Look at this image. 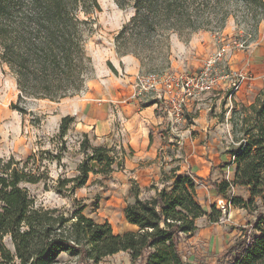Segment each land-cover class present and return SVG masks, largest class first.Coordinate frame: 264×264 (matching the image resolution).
Here are the masks:
<instances>
[{
	"label": "trees",
	"instance_id": "obj_1",
	"mask_svg": "<svg viewBox=\"0 0 264 264\" xmlns=\"http://www.w3.org/2000/svg\"><path fill=\"white\" fill-rule=\"evenodd\" d=\"M115 2L120 8L135 9L115 38L116 50L119 55H134L142 66L166 62L165 42L171 33L222 31L233 16L236 25L247 28L249 44L264 21V0ZM98 10V0H0V63L15 77L19 101L58 103L86 89L92 64L86 43L95 27L92 14ZM233 105L226 154L235 168L234 179L214 186L219 195L231 187L245 189L249 198L233 197L230 205L247 211L252 219L218 262L264 264V89L250 105L235 101ZM13 109L28 113L18 105ZM73 122L69 116L62 120V137ZM81 150L78 174L60 177L55 187L57 194L73 200L69 209L39 206L26 185H39L42 177L19 170L12 159L0 158V264H68L60 261L62 254L82 264H99L119 253H127L138 264H189L180 246L196 234L198 220L207 216L218 223L222 218L216 206L207 213L199 203L201 179L188 172L178 174L179 166L170 174L162 172V187H151L152 198L137 197L125 207L133 230L116 235L108 222L99 224L87 217L86 207L73 195L88 183L90 174L110 177L125 170L127 154L123 148L118 152L92 146L86 134Z\"/></svg>",
	"mask_w": 264,
	"mask_h": 264
},
{
	"label": "rangeland",
	"instance_id": "obj_2",
	"mask_svg": "<svg viewBox=\"0 0 264 264\" xmlns=\"http://www.w3.org/2000/svg\"><path fill=\"white\" fill-rule=\"evenodd\" d=\"M98 3L100 10L92 14L95 20L94 31L86 43V52L92 61L91 72L86 89L79 95L65 98L58 103L48 100L19 101L16 79L0 63V158L6 162L12 159L18 162L19 170L33 171L42 177L39 185H26L39 206L69 209L74 204L73 200L57 194L55 187L60 177L72 178L78 174L79 164L84 158L81 143L85 134L92 146L115 148L118 152L123 148L127 154L126 159L134 157V149L128 144L124 131L125 122L120 113V104L107 103L110 104L109 112L113 115L110 134L96 137L91 125V128L85 130L83 119L91 104L90 92L97 88L98 83H102L108 74L115 75L118 82L125 75H133V92L120 101L146 106L156 98L151 95H138L134 85L139 75L182 70L200 72L208 58L223 46L229 45L222 66L226 74L239 77V89L229 91L226 85L224 90L206 94L192 122L180 124L173 130L169 126L164 105L160 104L162 110L158 111V116L164 120L162 130H150L149 134L151 142L157 140L158 144L161 143L157 151L161 158L160 171L164 169L162 172L170 174L171 169L179 166L178 174L188 172L199 177V203L207 213L211 212L213 206L222 213L218 223H211L207 216L199 220L196 234L185 241L182 247L186 259L194 264H219L218 260L236 242L241 229L252 219L247 211L230 205L233 197L245 200L249 198L245 189L231 187L225 194L219 195L214 184L232 182L234 179L235 168L230 164V156L226 154L231 143L229 119L234 101L250 105L264 87V22L259 42L246 46L244 44L248 40V30L244 25H236L233 16L228 18L222 31L171 33L165 42L168 54L166 62L142 66L135 57L138 61L136 69L127 72L126 58L134 55H119L115 38L123 26L135 16V9L120 8L115 0H98ZM230 21L232 26L228 24ZM212 37H215L214 51L206 54L203 45ZM260 38L263 40L260 41ZM234 56L236 60L233 59ZM121 60L125 64H119ZM112 63L120 66L118 74L112 72ZM226 82L231 84L230 79ZM13 105L26 108L28 113L21 114L13 109ZM102 109L107 111L108 107L104 106ZM224 110L226 112L222 115ZM68 116L74 118V122L62 137L61 123ZM158 127L155 126V129ZM161 176L158 175L145 185L126 166L125 170L115 172L110 177L90 174L88 183L75 191L73 199L86 207L84 214L87 217L99 224L108 222L114 234H123L133 230L125 219V207L134 203L137 197L152 198L155 190L151 187L154 184L162 187L159 184ZM60 261L82 264L67 254ZM99 264L138 263H132L127 253H119Z\"/></svg>",
	"mask_w": 264,
	"mask_h": 264
},
{
	"label": "crops",
	"instance_id": "obj_3",
	"mask_svg": "<svg viewBox=\"0 0 264 264\" xmlns=\"http://www.w3.org/2000/svg\"><path fill=\"white\" fill-rule=\"evenodd\" d=\"M262 23L259 26L256 38H254V40L249 44L259 42L258 39L259 34L261 35ZM228 24L232 26L231 21L228 22ZM214 38L215 37H212L209 41L204 43L203 48L206 54L214 51ZM262 40L260 38V41ZM234 58L236 60V56H234L233 59ZM233 59L232 61L236 63V61ZM119 62V64H121V62L125 64L124 60H121ZM126 63L127 72H129L136 69L138 61L135 57L128 56L126 58ZM112 67V72L114 74H118L120 66L112 63ZM107 76L108 77L103 80L102 83H98L99 87L97 86L94 91L90 92V94L92 95V99L90 100L91 104L89 105V108L87 110L86 117L83 119L86 125L84 126L86 128L85 130H88L91 127L94 128V134L96 137H102L106 134H110L112 132L113 115H111V113L109 112L110 104L108 105L107 103L113 102L116 104H120L122 107V109H120V113L122 119H124L125 122L124 131L126 134L127 142L134 149V157L126 159L125 166L126 169L136 174L138 178H141L143 184L147 185L158 175H162V171L164 170L163 169L162 171H160L159 165L161 162V158L157 155V151L159 150L161 143L158 144L157 140L151 142L149 135L150 130H162V122L164 120H162L163 118H160L158 116V111L160 109L162 110V107L160 106L162 102L154 99L146 106H140L136 102H131L130 104L121 103V101L125 100L126 97L133 92V90L131 89L133 88L132 79H134V76L125 75L123 76V78L119 79L120 82H118L117 77H115V75L113 74H108ZM202 101L203 99L194 101L188 106V117L194 119V115L199 109V105L200 103H202ZM104 106L108 107L107 111H104L102 109ZM164 115L165 114L163 113V116ZM155 126L159 127L155 129ZM182 247L183 244H181L180 246V251L182 252L184 260L189 264H194L190 260L186 259ZM63 256H66V254H62L60 258H62Z\"/></svg>",
	"mask_w": 264,
	"mask_h": 264
},
{
	"label": "built area",
	"instance_id": "obj_4",
	"mask_svg": "<svg viewBox=\"0 0 264 264\" xmlns=\"http://www.w3.org/2000/svg\"><path fill=\"white\" fill-rule=\"evenodd\" d=\"M229 48L226 45L215 52L206 60L200 72L166 71L139 75L135 81V90L138 95H151L162 102L169 126L173 130L188 122V106L192 102L201 100L206 94L224 90L226 85L229 91L239 89V77L226 74L222 66ZM229 79L230 85L226 82Z\"/></svg>",
	"mask_w": 264,
	"mask_h": 264
}]
</instances>
